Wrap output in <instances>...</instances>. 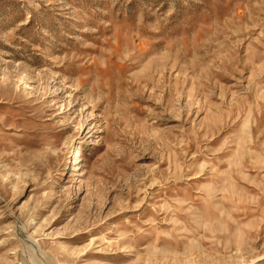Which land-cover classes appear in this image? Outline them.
<instances>
[{
	"label": "rangeland",
	"instance_id": "obj_1",
	"mask_svg": "<svg viewBox=\"0 0 264 264\" xmlns=\"http://www.w3.org/2000/svg\"><path fill=\"white\" fill-rule=\"evenodd\" d=\"M0 264H264V0H0Z\"/></svg>",
	"mask_w": 264,
	"mask_h": 264
},
{
	"label": "bare ground",
	"instance_id": "obj_2",
	"mask_svg": "<svg viewBox=\"0 0 264 264\" xmlns=\"http://www.w3.org/2000/svg\"><path fill=\"white\" fill-rule=\"evenodd\" d=\"M80 148H81V147H80ZM77 151H78V150H77ZM77 151H76V152H77ZM26 242H28V241H26ZM43 257H44V256H43ZM41 258H42V257H41ZM36 260H37V259H36Z\"/></svg>",
	"mask_w": 264,
	"mask_h": 264
}]
</instances>
